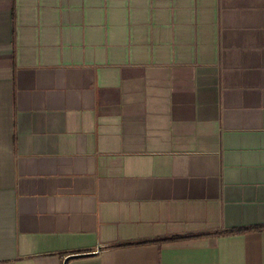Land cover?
<instances>
[{
    "label": "crops",
    "instance_id": "0c3cea01",
    "mask_svg": "<svg viewBox=\"0 0 264 264\" xmlns=\"http://www.w3.org/2000/svg\"><path fill=\"white\" fill-rule=\"evenodd\" d=\"M256 225L264 0H0V264H264L216 234Z\"/></svg>",
    "mask_w": 264,
    "mask_h": 264
},
{
    "label": "trees",
    "instance_id": "16d2710c",
    "mask_svg": "<svg viewBox=\"0 0 264 264\" xmlns=\"http://www.w3.org/2000/svg\"><path fill=\"white\" fill-rule=\"evenodd\" d=\"M264 231V225H256L252 227H244V228H236L225 232H218L217 235H230V234H244L249 232H261ZM200 235L196 236H187V237H177V238H170V239H164L159 242H166V241H175V240H181V239H189V238H195L199 237Z\"/></svg>",
    "mask_w": 264,
    "mask_h": 264
},
{
    "label": "water",
    "instance_id": "95a60500",
    "mask_svg": "<svg viewBox=\"0 0 264 264\" xmlns=\"http://www.w3.org/2000/svg\"><path fill=\"white\" fill-rule=\"evenodd\" d=\"M94 253H78V254H71L66 256L63 259V263L62 264H66L68 260L73 259V258H80V257H85V256H90L93 255Z\"/></svg>",
    "mask_w": 264,
    "mask_h": 264
}]
</instances>
